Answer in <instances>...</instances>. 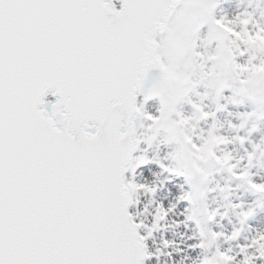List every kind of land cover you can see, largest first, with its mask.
<instances>
[{
  "label": "snow or ice",
  "instance_id": "obj_1",
  "mask_svg": "<svg viewBox=\"0 0 264 264\" xmlns=\"http://www.w3.org/2000/svg\"><path fill=\"white\" fill-rule=\"evenodd\" d=\"M214 7L213 0H119V7L116 0H0V264H144L151 256L145 243L151 229L140 231L145 225L128 211V194L156 189L134 178L145 163L143 155H132L142 139L136 116L180 145L172 155L184 171L161 163L167 171L206 179L210 173L199 161L212 158L264 192V182L252 180L248 170L264 138L246 150L247 165L235 171L245 157L231 163V152L214 150L231 141L213 126L195 143L184 131L195 129V115L177 107L200 83L183 61L204 55L195 51V38L205 23L215 25L211 38L231 37L240 56L241 39L264 51V25L237 31V19L245 26L250 19L217 18ZM236 56L218 45L206 57L202 79L217 95L232 87L264 108V57L253 53L240 63ZM153 71L157 75L150 76ZM230 71L241 77L238 86L228 84ZM49 89L54 101L44 99ZM196 94L201 101L208 95ZM153 97L160 100L156 113L144 109ZM193 108L201 117L214 116L202 103ZM241 115L246 122L258 113ZM236 139L243 143L246 137ZM194 196L189 190L180 199ZM171 210L160 204L155 223ZM217 212L211 210L209 219ZM252 214L251 207L241 213L244 219ZM240 252L237 260L231 249L217 247L201 264H264V231Z\"/></svg>",
  "mask_w": 264,
  "mask_h": 264
},
{
  "label": "rangeland",
  "instance_id": "obj_2",
  "mask_svg": "<svg viewBox=\"0 0 264 264\" xmlns=\"http://www.w3.org/2000/svg\"><path fill=\"white\" fill-rule=\"evenodd\" d=\"M213 3L215 5L213 13L216 16L219 2L213 0ZM225 15L229 19L249 18L250 22L246 26L240 24L237 19L233 27L237 31H241L244 27L254 31L257 22L264 25V0H229L222 16ZM213 29L215 25L210 22L205 23L195 38V51L204 55L202 57L190 55L184 58L183 64L192 74V79L199 80L200 83L177 107L185 115H195L191 122L196 125L195 129L184 128L195 143H202L213 126L217 135L227 137L231 141L227 144H217L214 150L217 155L225 151L231 152L233 156L231 163H236L241 156H244L245 159L240 160L239 167L235 169L240 171L248 163L246 150L252 151L253 144L261 143L264 138V115H259L260 112H264V108L253 104L246 96L235 94L232 87H225L222 93L217 95L209 79H202V76L208 71L206 57L214 53L218 45L225 50L232 48L236 51V58L240 63H244L253 53L258 58L264 57V51L241 39L237 43L240 49L245 50V54L240 56L231 37L211 38L209 32ZM225 78L228 84L238 86L237 82L241 77L235 71H230L225 74ZM197 92H207L208 95L201 101ZM142 99V95H138L137 102ZM193 102L202 103L204 111L214 113V116L201 117L193 108ZM159 108L158 97H153L144 105L146 111L153 113ZM253 110H256L258 115L245 122L241 114ZM175 118L173 114L172 119ZM242 122L243 127L240 126ZM151 123L139 117L137 135L142 139L134 156L143 155L145 163L135 169L134 178L138 184H148L156 190L155 192L142 189L132 191L131 205V212L136 221L145 225L140 231L147 235L151 229V235H148L145 242L147 252L151 253V256L147 257L145 264H201L203 258L212 256L217 247L221 250L231 249L230 254L239 260L242 255L240 246L249 244L258 231L256 216L261 213L264 217V192L251 189L246 180L236 178L226 166L212 158L199 161L200 165L210 173L206 179H202L199 174H177L162 168L161 163L170 169L184 171L182 163L172 155L180 145L172 140L163 128L159 131L150 128ZM149 137H152L150 142ZM236 137H246V139L241 143ZM248 170L252 180L257 183L264 182V144L256 151ZM132 175L130 170L127 178H132ZM189 190L195 191L193 200L180 199L182 194ZM160 204L172 210L165 219L155 223L157 207ZM249 207L252 208L253 214L244 219L241 213L247 211ZM213 209H218V212L213 219H209V213ZM248 221L254 228L247 225ZM154 223L155 227H153ZM260 224V227H263L260 231H264V221ZM234 229L240 230L239 235L235 239H228ZM213 232L224 235L214 238Z\"/></svg>",
  "mask_w": 264,
  "mask_h": 264
},
{
  "label": "bare ground",
  "instance_id": "obj_3",
  "mask_svg": "<svg viewBox=\"0 0 264 264\" xmlns=\"http://www.w3.org/2000/svg\"><path fill=\"white\" fill-rule=\"evenodd\" d=\"M218 2H219V4H218V10H217V12H216V16H217V17H220V16H222V14L224 13V10H226L229 0H218ZM155 75H157V73H156L155 71H153L152 73H150V76H155ZM263 221H264V217L262 216L261 213H259V214L256 216V218H255L256 229H257L258 231L263 230V229H262L263 227H262V228L260 227V226H261L260 223H262ZM249 223H250V221L247 222V225H248L250 228H254V226H253V225H250ZM247 233H249V232H247ZM255 235H256V234H255ZM162 242H164L165 244L167 243L166 241H162ZM258 263H262V262L258 261ZM258 263H257V264H258Z\"/></svg>",
  "mask_w": 264,
  "mask_h": 264
},
{
  "label": "water",
  "instance_id": "obj_4",
  "mask_svg": "<svg viewBox=\"0 0 264 264\" xmlns=\"http://www.w3.org/2000/svg\"><path fill=\"white\" fill-rule=\"evenodd\" d=\"M116 1H118L119 2V0H116ZM53 91H54V89H49V91H48V93H47V95L48 94H52L53 93ZM46 95V96H47ZM46 96H45V98H46ZM53 96V95H52ZM44 98V99H45ZM53 98H54V100H55V97L53 96ZM53 100V101H54ZM46 107H49L50 108V104H46L45 105ZM137 118V116L135 117V119ZM135 122V121H134ZM135 127H136V133H137V124H136V122H135ZM134 154V152L132 153V155ZM127 175V173H125V176ZM129 195V197H130V203H129V205H128V211L130 212V208H131V203H132V196H131V192L128 194ZM131 213V212H130ZM145 260H146V258H145ZM145 260H144V264H145Z\"/></svg>",
  "mask_w": 264,
  "mask_h": 264
}]
</instances>
